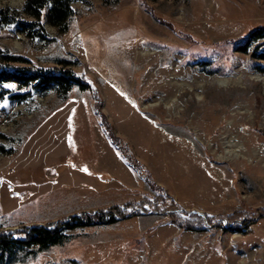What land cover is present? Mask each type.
<instances>
[{
    "label": "rangeland",
    "instance_id": "374dc122",
    "mask_svg": "<svg viewBox=\"0 0 264 264\" xmlns=\"http://www.w3.org/2000/svg\"><path fill=\"white\" fill-rule=\"evenodd\" d=\"M25 2L0 0V8L22 12ZM73 7L65 32L45 25L53 43L7 27L0 46L41 67L72 62L152 182L109 141L88 92L3 102L0 235L134 203L117 222L69 231L66 243L21 252L15 264H264L257 213L264 208V72L255 69L264 67L257 58L264 45L235 50L264 28V0H78ZM168 97L177 109L167 108ZM234 121L239 138L223 132ZM153 186L172 200L156 201ZM193 213L202 229L171 221L191 224Z\"/></svg>",
    "mask_w": 264,
    "mask_h": 264
},
{
    "label": "trees",
    "instance_id": "16d2710c",
    "mask_svg": "<svg viewBox=\"0 0 264 264\" xmlns=\"http://www.w3.org/2000/svg\"><path fill=\"white\" fill-rule=\"evenodd\" d=\"M76 1L78 0H26L22 12L10 8H0V30L14 27L32 41L38 40L45 44L53 43L54 39L48 36L45 25L50 24L65 32L69 20L76 13V9L73 7ZM258 42L264 45V28L251 31L237 44L235 50L249 53L252 45ZM257 58L264 62V49ZM72 65V62L59 59L57 65L52 67L37 66L27 57L13 54L0 46V105L5 101L20 104L35 94L46 95L50 92H55L58 96L66 98L75 87L81 92H88L92 97L93 111L109 141L123 154L127 164L136 169L140 176L146 177L148 184H150L152 179L144 165L133 159L134 156L130 153L127 144L113 133L111 124L101 111L102 99L93 82L84 74H79L73 70ZM255 67L258 72H264L263 66L256 64ZM2 137L6 136L3 135ZM1 149L5 153H13L12 150H5L4 147ZM153 189L157 191L156 201L162 199L161 201L165 203L172 200L171 196H163L159 193L162 191L161 188L153 186ZM133 204L116 205L106 213H83L59 222L26 227L21 231L1 234L0 264H15L19 260L21 252L30 251L32 248L44 251L53 246L62 245L71 237L68 232L77 228L115 223L127 214L128 208ZM261 211L263 212L261 215L264 216V208L258 210L257 213ZM238 216L239 213L232 214L228 219ZM191 217L194 218L193 221H189L191 224L178 220L176 216H172L171 221L186 229H202L200 226L194 225L196 221L201 222L202 218L194 213ZM207 219L211 222L209 218Z\"/></svg>",
    "mask_w": 264,
    "mask_h": 264
},
{
    "label": "bare ground",
    "instance_id": "6f19581e",
    "mask_svg": "<svg viewBox=\"0 0 264 264\" xmlns=\"http://www.w3.org/2000/svg\"><path fill=\"white\" fill-rule=\"evenodd\" d=\"M177 84H178V82H175V84L173 85V86H176L177 87ZM166 91L167 90H165L164 91V93H166ZM168 92V94H166V96H168V95H170V94H172V93H174V97L175 96H177V91L176 90H173V91H167ZM187 93V91H183L179 96H177L178 98L179 97H182L183 95H185ZM165 100H167V103H168V109H171V110H175V109H177V104H175V102L172 100V98L171 97H168V98H166ZM154 106V105H153ZM238 118H237V115L235 114L234 115V120L236 121ZM235 121L234 122H232L231 124H229V125H227L226 127H225V129H224V133H226L227 132V134L230 136V137H234V135H235V137H237V138H239L238 137V135H239V133H240V131L238 130V131H236L235 130ZM228 135H226V138L228 139ZM228 141L229 142H231V139H228ZM231 144V146H233V143H230Z\"/></svg>",
    "mask_w": 264,
    "mask_h": 264
},
{
    "label": "snow or ice",
    "instance_id": "6c2138e0",
    "mask_svg": "<svg viewBox=\"0 0 264 264\" xmlns=\"http://www.w3.org/2000/svg\"><path fill=\"white\" fill-rule=\"evenodd\" d=\"M9 87H12L11 85H9ZM85 171H87V169H84Z\"/></svg>",
    "mask_w": 264,
    "mask_h": 264
},
{
    "label": "water",
    "instance_id": "95a60500",
    "mask_svg": "<svg viewBox=\"0 0 264 264\" xmlns=\"http://www.w3.org/2000/svg\"><path fill=\"white\" fill-rule=\"evenodd\" d=\"M197 214L201 215L199 212H197Z\"/></svg>",
    "mask_w": 264,
    "mask_h": 264
}]
</instances>
